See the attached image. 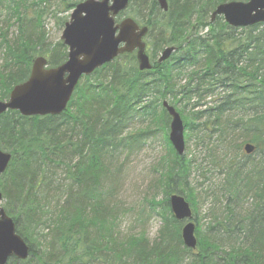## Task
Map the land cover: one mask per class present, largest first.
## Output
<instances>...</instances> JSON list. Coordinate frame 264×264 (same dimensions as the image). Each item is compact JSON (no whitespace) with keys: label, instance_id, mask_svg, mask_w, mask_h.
Segmentation results:
<instances>
[{"label":"trees","instance_id":"obj_1","mask_svg":"<svg viewBox=\"0 0 264 264\" xmlns=\"http://www.w3.org/2000/svg\"><path fill=\"white\" fill-rule=\"evenodd\" d=\"M230 1L247 0H167L166 12L155 0H129L137 22L149 27L151 71L140 72L135 56L123 55L82 78L59 116H0V149L12 156L0 177L2 207L29 248L26 260L7 264H264V23L237 32L219 18L211 22L216 6ZM46 3L0 0V101L28 79L37 55L52 68L67 59L60 41L47 40ZM174 44L170 58L157 63ZM215 90L220 94L212 107L186 112L192 100L193 108ZM163 102L181 116L185 146L208 132L220 145L235 136L240 150L255 148L253 161L245 155L239 163L229 160L219 191L226 201L221 218L208 214L206 230L196 226L194 250L182 241L183 222L173 216L169 198L182 196L196 208L190 186L195 160L188 149L180 156L171 146ZM133 120L144 126L126 133ZM155 132H162L166 152L153 185L163 198L149 204L162 227L150 242L144 232H122L125 210L115 201L113 171L131 153L120 151ZM242 198L253 201L247 211L238 209Z\"/></svg>","mask_w":264,"mask_h":264},{"label":"water","instance_id":"obj_2","mask_svg":"<svg viewBox=\"0 0 264 264\" xmlns=\"http://www.w3.org/2000/svg\"><path fill=\"white\" fill-rule=\"evenodd\" d=\"M159 8L168 10L167 0H156ZM129 0H85L77 4L64 24L60 41L67 48V59L60 66L49 68L47 59L37 55L32 60L28 79L12 88L8 99L0 101V116L7 111L18 112L23 117L59 116L67 109L79 81L92 75L97 69L111 63L119 55L136 52L135 59L140 72L152 69L143 41L148 26H139L126 18L116 23L115 18L124 12ZM223 17L232 28H247L264 23V0L247 2L231 1L220 4L211 15V21ZM175 51L167 48L158 62H164ZM163 107L170 117L169 142L178 155L185 149L184 125L180 115L167 102ZM254 146L246 144L244 152L250 154ZM11 154L0 149V177L6 172ZM0 192V264L8 260H26L29 248L16 233L13 220L1 206ZM170 210L178 221H187L181 231L184 245L195 249V225L188 202L179 195L169 198Z\"/></svg>","mask_w":264,"mask_h":264},{"label":"rangeland","instance_id":"obj_3","mask_svg":"<svg viewBox=\"0 0 264 264\" xmlns=\"http://www.w3.org/2000/svg\"><path fill=\"white\" fill-rule=\"evenodd\" d=\"M81 1L83 0H49L46 4H43L45 5L42 15L44 28L50 44L60 41L65 22L69 20L73 7ZM67 4H72L73 7L67 8ZM135 14L133 8H127L120 16V19L122 17H130L137 20L136 18L138 17H135ZM219 19L223 21L222 18ZM197 29L196 33L198 35L205 34V29H199L198 27ZM241 30L236 29L237 32H241ZM175 46L174 44L170 47ZM183 83L184 81L181 82V84ZM219 94L220 91L215 90L213 96L202 98L199 101V105L193 108L191 105L196 104V99L192 100L186 108V112H204L213 106L212 101ZM142 125L141 122L133 120L129 124L126 133L133 132L144 126ZM210 136L208 132L199 133L196 137L191 138L185 146V153L188 149L191 158L195 160V169L190 177V186L197 198V205L192 210L193 220L191 222L195 225V230L196 226L199 225L201 231L206 230L212 213L215 214L217 212L220 217L221 212H223V206L226 201L225 198L221 197L219 191L226 179L223 172L226 171L229 160L239 163L245 155L243 148L241 150L238 148L242 142L241 139L234 136L220 145L216 136ZM198 138L203 141V144L199 145L200 147L195 146ZM120 152H131L127 156L123 154L115 162L113 171L117 177L115 201L120 202L125 210V214L121 219V230L124 234L144 232L148 240L152 242L157 238L158 232L162 227L161 219L155 213L158 210L156 209L153 212L149 204L150 202L157 203L163 198L160 191L153 187L155 178H157V175H155L156 165L166 152L163 134L162 132L152 133L141 145L134 147L131 151L124 150ZM255 157L256 154H253L248 157V160L253 161ZM202 174L203 176H201ZM207 195L209 196L208 199L206 198ZM216 198H218V202L215 201ZM239 202L241 203L238 204V209H244V211H247L253 205L252 199L244 202V198H242ZM3 205L4 202H2ZM35 247L37 246L35 245Z\"/></svg>","mask_w":264,"mask_h":264},{"label":"flooded vegetation","instance_id":"obj_4","mask_svg":"<svg viewBox=\"0 0 264 264\" xmlns=\"http://www.w3.org/2000/svg\"><path fill=\"white\" fill-rule=\"evenodd\" d=\"M85 1V0H84ZM122 15V13L120 14V15H118L115 19H116V21L117 22H120L124 17H122L121 19H120V16ZM252 154H250V155H245V157H250Z\"/></svg>","mask_w":264,"mask_h":264},{"label":"bare ground","instance_id":"obj_5","mask_svg":"<svg viewBox=\"0 0 264 264\" xmlns=\"http://www.w3.org/2000/svg\"><path fill=\"white\" fill-rule=\"evenodd\" d=\"M171 196H172V195H171ZM171 196H170V197H171Z\"/></svg>","mask_w":264,"mask_h":264}]
</instances>
